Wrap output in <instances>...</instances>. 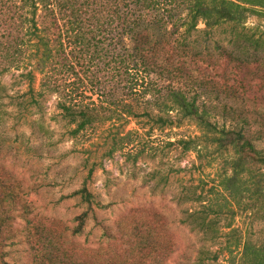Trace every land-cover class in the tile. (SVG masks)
<instances>
[{
  "label": "rangeland",
  "instance_id": "rangeland-1",
  "mask_svg": "<svg viewBox=\"0 0 264 264\" xmlns=\"http://www.w3.org/2000/svg\"><path fill=\"white\" fill-rule=\"evenodd\" d=\"M11 2L20 7V0ZM257 8L242 23L201 22L190 37L200 57L184 60L192 78L176 84L216 128H243L264 148V8ZM5 14L0 1V184L21 198L6 231L13 239L0 249L6 264H238L247 241L264 243L260 203L223 205L222 181L232 170L216 133L166 111L159 95L142 93L149 82L164 88L165 77L133 66L120 73L113 58L132 49L129 38L121 43V28L111 30L103 59L77 71L87 100H125L134 114L75 136L57 95H39L35 41L22 53L15 45L17 61L1 73L4 42L17 36L8 37ZM182 139L193 141L190 150ZM85 184L92 203L75 194ZM85 212L84 231L76 235ZM205 216L207 227L213 221L207 230Z\"/></svg>",
  "mask_w": 264,
  "mask_h": 264
},
{
  "label": "trees",
  "instance_id": "trees-1",
  "mask_svg": "<svg viewBox=\"0 0 264 264\" xmlns=\"http://www.w3.org/2000/svg\"><path fill=\"white\" fill-rule=\"evenodd\" d=\"M0 1L6 7L8 37H13L12 31L17 32L13 42H4L7 63L1 73L15 65L17 58L12 53L15 45H19L18 52L22 53V46L35 41L39 95H57L63 118L75 126V136L134 114L132 104L125 100L118 103L87 100L88 88L77 71L78 67L84 69L89 61L103 59L111 30L121 28V43L129 38L132 49L127 56L113 58L120 73H130L133 66L165 77L164 88L149 82L142 93L159 95V106L168 112L180 111L185 118L198 120L208 132L216 133L214 141L219 149L230 154L224 156L232 172L222 181L226 192L223 205L229 207L232 201L241 203L249 199L260 203L264 211V148L258 147L243 128H216L207 120L198 100L176 84L192 78L184 60L200 57L190 37L201 22L208 28L223 22L242 23L247 12H261L257 7L264 8V0H20L18 10H14L17 7L11 2L14 0ZM221 54L233 58L230 53L221 51ZM75 74L76 78L71 80ZM129 88L134 91L136 87ZM192 143L186 139L179 141L186 150L192 148ZM75 194L89 203L95 201L86 184ZM20 201V194L13 186L0 184V249L10 245L13 239L6 231L15 222L14 212L18 211ZM201 218L205 230L212 228L213 221L207 222V227V216ZM78 219L80 222L73 231L76 235L83 233L88 212ZM104 232L108 233L105 227ZM3 257L2 251L0 261L6 264ZM238 264H264V243L247 241Z\"/></svg>",
  "mask_w": 264,
  "mask_h": 264
}]
</instances>
